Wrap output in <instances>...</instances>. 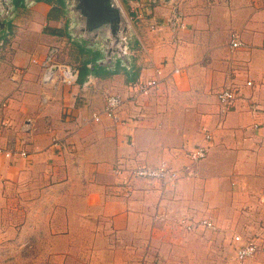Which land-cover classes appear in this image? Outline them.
I'll use <instances>...</instances> for the list:
<instances>
[{
    "label": "crops",
    "instance_id": "obj_1",
    "mask_svg": "<svg viewBox=\"0 0 264 264\" xmlns=\"http://www.w3.org/2000/svg\"><path fill=\"white\" fill-rule=\"evenodd\" d=\"M117 1L133 31L135 81L161 71L148 96L131 98L122 72L44 83L49 48L94 52L73 16L62 0L0 11V146L13 153L0 156V247L21 248L20 264H190L189 241L214 231L203 257L212 245L214 264H264V113L252 109L264 104V0ZM224 88L236 101L222 113ZM108 93L126 99L122 124L91 120ZM197 146L207 154L192 163ZM133 159L179 176L127 190L113 171ZM182 220L215 229L187 231ZM246 241L257 252L238 261Z\"/></svg>",
    "mask_w": 264,
    "mask_h": 264
},
{
    "label": "built area",
    "instance_id": "obj_2",
    "mask_svg": "<svg viewBox=\"0 0 264 264\" xmlns=\"http://www.w3.org/2000/svg\"><path fill=\"white\" fill-rule=\"evenodd\" d=\"M159 0H151L150 3L156 4ZM170 25L181 24V16L178 13H172L168 19ZM242 43L239 40L238 35L232 34L230 36V47L231 49H237L241 47ZM134 47L127 51V54L132 58ZM60 49L57 47L49 48L45 57L40 62V67L42 69V79L44 83L49 81L56 80L59 84L71 87L78 83V69L76 66L71 64L62 63L59 61ZM161 75V71H155V77L149 80H137L129 84V89L132 92L131 98L138 96H148L152 91L156 90L159 85L158 77ZM247 85L250 86L251 83L247 82ZM221 112L230 111L236 101V94L231 88H224L219 91L216 95ZM126 99L123 98L121 94H111L108 93L104 97V106L100 112L93 113L91 120L94 123H98L103 119L109 120L115 124H122L123 121L119 117L120 109L124 105ZM253 111H260L264 113V104L260 109L256 105L252 107ZM205 140L210 141L211 138L209 135H206ZM55 144V142H54ZM207 154V147L197 146L195 149L187 153L188 159L192 163H197L203 160ZM13 153L9 150L3 149L0 146V156L5 158H10ZM24 156V153L20 154ZM187 170V169H186ZM113 174L116 176H123L124 182L123 185L126 189H130L132 184L136 180H146V181H158L162 183H170L175 181L178 178V174L171 167L165 163H161L155 168L147 167L139 159H133L127 161H118L116 167L113 171ZM184 225V228L187 231H192L197 227H202L208 230H214V226L209 221H201L198 223H188L184 220L181 221ZM235 243H242L240 236L234 237ZM257 252V245L253 241H246L244 244L236 248V256L238 261H243L249 257H252Z\"/></svg>",
    "mask_w": 264,
    "mask_h": 264
},
{
    "label": "water",
    "instance_id": "obj_3",
    "mask_svg": "<svg viewBox=\"0 0 264 264\" xmlns=\"http://www.w3.org/2000/svg\"><path fill=\"white\" fill-rule=\"evenodd\" d=\"M62 1L77 25L75 35L88 42L90 49L101 56L96 61L98 66L108 67L113 62L111 68H114L118 61L121 67L131 68L132 60L127 51L134 46L133 31L117 0ZM33 2L35 0H23L25 6ZM14 9L13 0H0V11L5 17Z\"/></svg>",
    "mask_w": 264,
    "mask_h": 264
},
{
    "label": "rangeland",
    "instance_id": "obj_4",
    "mask_svg": "<svg viewBox=\"0 0 264 264\" xmlns=\"http://www.w3.org/2000/svg\"><path fill=\"white\" fill-rule=\"evenodd\" d=\"M23 12V11H22ZM65 46V45H64ZM61 48V46H60ZM62 55L60 56L61 58L60 61L62 63H68V64H72L75 66H78V57H82L81 54L78 52V49H76V47L74 46V44H67L63 50ZM88 57H90V55H88ZM198 228V227H197ZM195 228L193 231L196 232L195 230L197 229ZM193 232V233H194ZM216 233H214V231H202V234H200V236L196 237V239L189 241V246H190V255H191V260H190V264H214L213 261V255H209L213 253V250H211L214 246L209 245L207 246V256L203 257L201 255V242H205V243H211V242H216L217 238L215 236ZM198 238H202V240L198 239ZM199 240V241H198ZM225 240V237L222 238V241ZM218 241V240H217ZM210 247V248H209ZM17 249H15L14 247L9 248L8 247H0V264H20L21 262H17L20 261L17 257V255L21 254V248L16 247ZM18 259V260H17ZM17 260V261H16Z\"/></svg>",
    "mask_w": 264,
    "mask_h": 264
},
{
    "label": "trees",
    "instance_id": "obj_5",
    "mask_svg": "<svg viewBox=\"0 0 264 264\" xmlns=\"http://www.w3.org/2000/svg\"><path fill=\"white\" fill-rule=\"evenodd\" d=\"M59 2V0H56ZM15 4H18L17 0H14ZM78 52L81 54L82 58L77 67L78 69V80L82 81L85 76L92 75L97 78H106L110 75L116 74L118 72H122L126 76L127 82H134L137 78V72L133 70V67L131 66L130 69H126L120 66V64H115V67L113 69H108L107 67L98 66L96 64V61L99 59V53L98 52H92L89 50L78 48ZM90 55V57H88ZM68 64V63H67ZM88 64L91 65V69H89L87 66ZM72 65V64H71ZM75 66V65H74Z\"/></svg>",
    "mask_w": 264,
    "mask_h": 264
},
{
    "label": "flooded vegetation",
    "instance_id": "obj_6",
    "mask_svg": "<svg viewBox=\"0 0 264 264\" xmlns=\"http://www.w3.org/2000/svg\"><path fill=\"white\" fill-rule=\"evenodd\" d=\"M112 63H113V62H111V63L108 65V67H107L108 69H113V68H111Z\"/></svg>",
    "mask_w": 264,
    "mask_h": 264
}]
</instances>
